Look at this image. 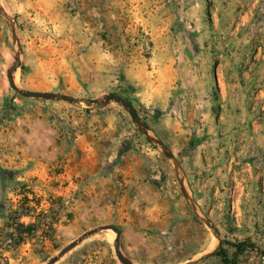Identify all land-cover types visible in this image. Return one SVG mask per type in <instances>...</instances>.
<instances>
[{"label":"rangeland","instance_id":"obj_1","mask_svg":"<svg viewBox=\"0 0 264 264\" xmlns=\"http://www.w3.org/2000/svg\"><path fill=\"white\" fill-rule=\"evenodd\" d=\"M0 9V264H47L110 225L134 264H264V0ZM18 54L20 89L127 99L180 173L118 104L16 94ZM16 223L36 232L20 241ZM115 237L101 231L55 264H120Z\"/></svg>","mask_w":264,"mask_h":264},{"label":"water","instance_id":"obj_2","mask_svg":"<svg viewBox=\"0 0 264 264\" xmlns=\"http://www.w3.org/2000/svg\"><path fill=\"white\" fill-rule=\"evenodd\" d=\"M0 12L5 15L4 11L2 9H0ZM7 17V16H6ZM15 65L10 68L8 70L7 73V80H8V84L9 87L12 91H14L16 94L24 97V98H30V99H37V100H44V101H56V102H66L69 104H84V105H93V106H99V107H105L110 103H115L118 104L120 106H122L127 114L129 115L131 121L133 122V124L137 127V129L151 142L155 143L156 145L159 146L160 150L164 153V155L172 162L175 171L177 173H180V167L178 165V163L176 162V160L174 159L173 155L171 154V152L162 144V142L156 138L155 136H153L151 133H149L147 131V126L146 124L143 122V120L139 117V115L137 114V112L135 111V109L133 108V106L131 105V103L125 99L124 97L120 96V95H116L113 93L104 95L102 98L100 99H81V98H75V97H70L68 95L65 94H58V93H51V92H33V91H27V90H23L18 88L15 85V81L13 78V73L15 72V70L17 69V67H19L21 60L19 58V54L18 56L15 58ZM190 207L192 208V210L195 212V214L198 216V219L200 220V222H202L207 228H209L212 232H214L213 228L207 224L206 222L203 221V219L201 218L200 214H198V211L196 209V207L194 205H192L191 203ZM104 230H111L115 233L116 237L114 240V253L116 256V259L118 260V262L120 264H134L133 262H131L129 259H127L121 252L120 250V235L121 232L119 231L118 228H116L115 226H103V227H99V228H95L92 230H89L87 232H85L84 234H82L79 238H77L75 241L71 242L70 244H68L65 248H63L62 250H60L58 252V254L56 256H54L53 258H51L49 260V262L47 264H55L57 263L64 255H66L68 252H70L73 248H75L77 245H79L80 243H82L84 240H86L87 238L94 236L95 234L104 231ZM205 257H207V255H204L202 257H200L199 259H196L194 261H188L185 262L184 264H196L197 262L203 260Z\"/></svg>","mask_w":264,"mask_h":264},{"label":"trees","instance_id":"obj_3","mask_svg":"<svg viewBox=\"0 0 264 264\" xmlns=\"http://www.w3.org/2000/svg\"><path fill=\"white\" fill-rule=\"evenodd\" d=\"M17 226V230H18V235H19V240L22 241L24 239V237L29 236L31 234H34L36 232V226L34 225H28L25 226L23 224H19L16 223ZM234 247H236L237 249H243L242 245H233Z\"/></svg>","mask_w":264,"mask_h":264},{"label":"bare ground","instance_id":"obj_4","mask_svg":"<svg viewBox=\"0 0 264 264\" xmlns=\"http://www.w3.org/2000/svg\"><path fill=\"white\" fill-rule=\"evenodd\" d=\"M113 234V233H112ZM112 234H110V238H113L114 237V234L112 235Z\"/></svg>","mask_w":264,"mask_h":264},{"label":"crops","instance_id":"obj_5","mask_svg":"<svg viewBox=\"0 0 264 264\" xmlns=\"http://www.w3.org/2000/svg\"><path fill=\"white\" fill-rule=\"evenodd\" d=\"M256 1V0H255Z\"/></svg>","mask_w":264,"mask_h":264}]
</instances>
